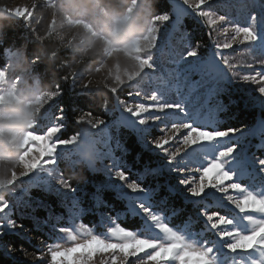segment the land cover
Listing matches in <instances>:
<instances>
[{
    "label": "snow or ice",
    "instance_id": "snow-or-ice-1",
    "mask_svg": "<svg viewBox=\"0 0 264 264\" xmlns=\"http://www.w3.org/2000/svg\"><path fill=\"white\" fill-rule=\"evenodd\" d=\"M240 6L247 10L243 22L227 12L218 15L214 0H173L171 13L153 18L150 54L128 91L140 101L117 99L120 115L113 123L117 131L123 127L135 136L140 151L133 165L148 158L133 172L124 159L130 149L117 139L123 153L118 158L109 143L110 126L105 127L111 163L103 168L107 179L95 185L91 196L94 207L105 210L106 233L83 224L62 225L50 210L40 217L38 210L48 205L25 199L29 189L55 194L69 211L79 209L82 200L70 198L79 184L74 187L58 167L37 168L20 184L13 182L7 196L0 192V264H93L97 253L99 264H128L147 249L132 264H193V258L195 264H264V0ZM184 17L209 27L208 50L200 54L195 35L182 32L183 47L166 70L154 60L153 50L162 52L166 37L181 29ZM212 31L224 35V41L213 39ZM257 109L258 117L247 127L235 122L239 114ZM254 138L259 139L256 151ZM104 192L114 193L122 204L105 202ZM122 215L131 217L135 227L120 222ZM194 224L201 225L198 231ZM106 252L111 254L104 259Z\"/></svg>",
    "mask_w": 264,
    "mask_h": 264
},
{
    "label": "rangeland",
    "instance_id": "rangeland-1",
    "mask_svg": "<svg viewBox=\"0 0 264 264\" xmlns=\"http://www.w3.org/2000/svg\"><path fill=\"white\" fill-rule=\"evenodd\" d=\"M85 1L91 3L90 11H79L80 6H75L74 0H0V20L20 21L35 40L56 39L65 49H70L74 54L80 55V64L72 70L71 74V83L77 85L78 95L85 96L105 89L113 94L115 100L113 108L107 110L112 117L110 121L103 122V124L100 121H89L83 126L81 132L74 136L73 143L60 145L57 141L65 130L63 118L61 115L54 117L50 115L56 102L55 95L42 91L34 93L30 90V86L24 87L29 82V69L32 63L29 66L24 64L25 59L22 52L10 53L8 66L0 69V192H3L5 196L15 186L13 182L20 184L22 177H26L29 172L37 168L58 167L63 172L62 162L69 167L82 164L92 173L104 175L103 168L111 163L106 156L105 127L110 126L112 139L109 143L113 150L119 132L127 130L121 127L117 131L113 127L114 121L120 115L117 99L128 102L140 101V98L128 95V91L142 74L143 58L150 54L147 37L153 27V21L146 30L135 25L143 9L142 1L134 3L127 15L122 18L108 15L99 8L96 0ZM168 1L171 5L173 4V0ZM81 2L83 3L84 0L77 1V3ZM253 2L258 3L259 0H214V3H218V15L227 12L235 19L238 18L240 22H243L247 14V10L240 5ZM66 3L72 4L71 12H67L64 6ZM226 5L229 7H225ZM231 5H236V7H230ZM187 20L194 21L204 28L208 42L209 27L198 18L191 17H184L182 25ZM167 27L168 25L165 24L160 28L162 38L165 36ZM181 29L166 37L167 46L162 52L153 50L154 60L159 59L166 70L173 67L172 60L178 58L177 54L183 47ZM211 34L213 39L221 42L225 39L224 35L214 31ZM228 35L230 36L231 32ZM207 42L200 54L207 52ZM236 47L243 49L248 46L238 45ZM94 59L97 61L96 65L91 64ZM245 59L249 60V58ZM20 66L25 71H20ZM255 70H259V65L255 66ZM244 71L251 73L253 69L245 68ZM22 113H31L32 119L23 133L17 134L10 125L20 119ZM44 126L45 131L39 132ZM212 175L214 174H211L209 179ZM63 176L65 177L64 172ZM53 178H55L54 174ZM80 189L78 186L74 193L69 194L70 198L72 196L77 198ZM33 190L37 189H29L25 199H39L31 193ZM80 224L73 225V227H79ZM200 227L201 225L194 224L193 230L198 231ZM92 230L101 234L107 231L106 229L98 232L95 228ZM93 248L98 249L99 246L96 245ZM148 251L151 250L147 249L139 253L137 257H130L128 264H132L133 260H138L141 256H146ZM110 254V252L104 253L103 258L107 259ZM100 260L101 255L97 253L94 255L93 264H99ZM161 264L165 262L161 261ZM193 264H195V258H193Z\"/></svg>",
    "mask_w": 264,
    "mask_h": 264
},
{
    "label": "trees",
    "instance_id": "trees-1",
    "mask_svg": "<svg viewBox=\"0 0 264 264\" xmlns=\"http://www.w3.org/2000/svg\"><path fill=\"white\" fill-rule=\"evenodd\" d=\"M75 6H80V10L92 9L91 3L85 1L77 3ZM142 1L143 9L137 17L136 26L146 30L153 18L158 12L172 11V5L168 0H96L100 9L104 10L110 16L125 17L134 3ZM67 12H71L72 4L66 3ZM238 19V18H237ZM182 32H187L189 35H195L194 43H201L203 50L208 36L204 28L194 21H185L181 27ZM22 52L24 55V64L29 66L32 63L30 78L27 85L32 92H51L55 95L56 102L50 115L52 117L61 115L63 118L65 130L62 132L60 139L66 140L79 134L89 121H110L111 115L107 110L113 108L115 102L113 94L105 89H101L92 94L80 96L78 88L71 83L72 70L75 69L81 61L80 55L74 54L70 49L65 47L56 39L37 41L31 37L23 23L14 19L0 20V69H4L9 64V55L12 52ZM96 65L97 61L91 63ZM56 114V115H55ZM49 115V116H50ZM259 110L250 113H241L236 123L241 127H247L253 122V119L258 117ZM45 126L39 132L45 131ZM117 139L121 144L130 149V153L124 156V159L132 167V171L140 170V163L147 160V155L143 157L140 163L133 165L134 157L140 151L137 145L135 136L130 131L119 132ZM254 145L253 151H256L255 145L259 144V139L252 140ZM114 153L119 158L123 155L121 149L114 147ZM259 155V152H257ZM65 177L72 182L74 186L79 184L77 200H82L79 209L69 211L66 203L61 201V198L52 194H46L39 190H33L31 193L38 197L48 209L38 210V215L42 218L48 216L50 210L53 217H59V223L62 225L73 226L81 223L85 226L95 228L98 232L105 231L106 225L101 222V214L105 211L103 208L94 207L91 193L95 191V185L106 180L101 173H92L82 164L69 167L63 162L61 163ZM131 178V177H130ZM103 199L105 202L121 205L122 202L117 201L115 194L104 192ZM91 209V211H84ZM24 211L30 212L31 209ZM110 214V213H109ZM124 225L129 228H134L135 224L131 217L121 216ZM173 222L182 224L179 217H173ZM22 259V258H21Z\"/></svg>",
    "mask_w": 264,
    "mask_h": 264
},
{
    "label": "clouds",
    "instance_id": "clouds-1",
    "mask_svg": "<svg viewBox=\"0 0 264 264\" xmlns=\"http://www.w3.org/2000/svg\"><path fill=\"white\" fill-rule=\"evenodd\" d=\"M20 71H25V69L20 66ZM32 119L31 113H22L21 118L16 120L10 127L13 131H15L17 134H22L23 131L29 126V123Z\"/></svg>",
    "mask_w": 264,
    "mask_h": 264
}]
</instances>
